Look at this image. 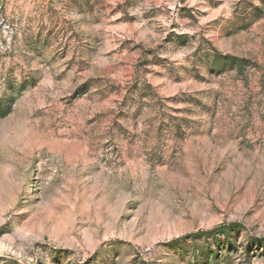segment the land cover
Returning a JSON list of instances; mask_svg holds the SVG:
<instances>
[{"label": "rangeland", "instance_id": "obj_1", "mask_svg": "<svg viewBox=\"0 0 264 264\" xmlns=\"http://www.w3.org/2000/svg\"><path fill=\"white\" fill-rule=\"evenodd\" d=\"M249 237L264 0H0V264H264Z\"/></svg>", "mask_w": 264, "mask_h": 264}, {"label": "trees", "instance_id": "obj_2", "mask_svg": "<svg viewBox=\"0 0 264 264\" xmlns=\"http://www.w3.org/2000/svg\"><path fill=\"white\" fill-rule=\"evenodd\" d=\"M230 62H227L230 66V69H234L238 73H242L243 69L245 68L244 65L239 62L236 59H230ZM6 111L2 115H5ZM236 226L233 224L230 227L226 226H217L211 230L207 231H200L196 234H192L189 237H186L184 239H198L201 238L203 241H212V245L214 247V250L212 249V245L210 243L207 244L206 248H202L197 250V252L201 255L205 254L207 252L206 257H208L210 260H216L221 257L222 250L229 251L232 249L233 242L232 238L230 236L231 231H235ZM219 237L223 238V240H220ZM264 243L263 238H252L249 237L246 239V246H245V252L246 254L251 251L252 248L259 247L261 244ZM171 245H174L171 244ZM218 252V254H216ZM193 256H195V253H193ZM220 261V260H219Z\"/></svg>", "mask_w": 264, "mask_h": 264}]
</instances>
